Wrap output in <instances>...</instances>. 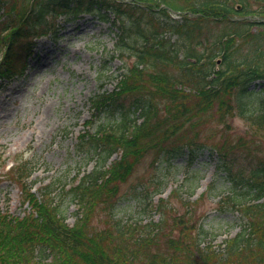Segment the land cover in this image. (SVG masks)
I'll return each instance as SVG.
<instances>
[{"label":"trees","instance_id":"1","mask_svg":"<svg viewBox=\"0 0 264 264\" xmlns=\"http://www.w3.org/2000/svg\"><path fill=\"white\" fill-rule=\"evenodd\" d=\"M246 1L0 0V82L26 70L36 37L54 28L50 13H112L107 18L118 33L113 58L135 57L133 64L123 65L112 90L90 98L92 119L86 124L103 113L107 121L81 134L80 148L87 145L86 153L97 156L99 165L78 174L66 190L77 206L74 223L53 195L52 182L40 195L32 190L27 181L35 168L29 160L19 157L8 170L23 181L21 204L27 208L23 215L0 208V264H264V154H258L264 147L255 139L234 137L228 122L243 117L253 134L264 138V36L249 30L255 25L264 32V0H257L259 11H248ZM169 8L180 11L181 19H173ZM252 12L263 18L245 20ZM213 22L228 25L213 31ZM174 31L176 39L169 34ZM249 35L257 43L250 53L240 52L236 41L243 38L247 44ZM126 96L130 103L123 101ZM213 123L224 127L213 142L216 153L228 158L243 151L253 163L248 172L226 165L237 195L232 205L243 225L226 240L224 252L201 245L198 238L207 231L187 213L162 216L142 234L138 224L118 219L120 186L142 161L151 156L156 167L160 158L185 149L191 157L204 146L198 141ZM163 201L157 209H163ZM97 216L103 226L94 223Z\"/></svg>","mask_w":264,"mask_h":264},{"label":"rangeland","instance_id":"2","mask_svg":"<svg viewBox=\"0 0 264 264\" xmlns=\"http://www.w3.org/2000/svg\"><path fill=\"white\" fill-rule=\"evenodd\" d=\"M246 2L248 11H259L262 7L261 1ZM253 13L246 15L245 20L263 18ZM107 14L101 16L98 10L60 12L56 16L50 13L48 18L54 22V28L36 37L26 70L0 82V164L4 159L14 165L19 157L29 160L35 170L27 183L31 182L32 190L40 195V190L52 182L51 191L57 201L64 203L65 215L71 224L77 217V206L66 190L78 174L99 165L97 156L86 153L87 145L80 148L81 134L94 131L99 122L107 121L103 113L98 114L92 125L86 124L92 119L90 98L103 90H112L123 65L130 66L135 61L133 56L113 58L118 33L107 18H112V13ZM170 14L178 17L177 13ZM210 25L211 30L219 31L228 23ZM262 29L249 26L250 33H257L261 38ZM169 34L173 39L178 37L176 31ZM250 37L247 44L242 43L243 38L236 41L240 52L250 53L257 43V39ZM123 101L130 103L131 98L126 96ZM228 122L234 137L243 135L264 147V138L253 134L247 119L235 116ZM223 132L222 124L207 127L198 141L204 146L191 157L185 149L170 159L160 158L156 167H152L151 156H147L120 186L116 205L118 219L138 224L142 234L149 229V223L157 222L162 216L171 218V215L187 213L198 229L202 226L207 231L198 238L201 245H211L223 253L226 240L243 225L241 214L232 205L237 195L230 187L232 177L228 176L226 165L234 172H248L253 165L243 156V151L228 158L216 153L213 142ZM258 150V154H264V148ZM22 184L23 181L0 170L1 209L9 208L15 215L24 214L27 206L20 202ZM240 186L237 191L243 190ZM160 199L164 200L162 210L156 208ZM102 218H105L103 213ZM99 219L95 217L94 223L103 226Z\"/></svg>","mask_w":264,"mask_h":264}]
</instances>
